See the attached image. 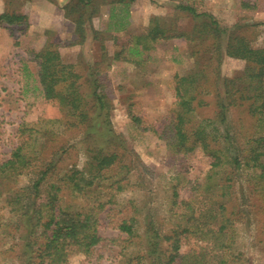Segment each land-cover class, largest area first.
<instances>
[{"label": "trees", "instance_id": "1", "mask_svg": "<svg viewBox=\"0 0 264 264\" xmlns=\"http://www.w3.org/2000/svg\"><path fill=\"white\" fill-rule=\"evenodd\" d=\"M135 1L114 0L127 6ZM174 1L178 2L176 10L188 12L187 16L195 22L191 30L180 29L179 22L177 25L168 17H156L154 28L124 44L105 69L107 72L114 60L143 64L146 52L161 38L189 41L193 65L187 73L175 77L173 117L167 116L162 127L160 122L145 126L143 118L136 114L132 119L139 130L152 131L175 154L186 156L200 150L210 160V169L202 181L190 183L192 191L188 199L178 198L177 191L173 193L170 211L178 221L167 231L159 232L150 223L143 235L137 231V219L130 216L117 223L120 232L126 234L124 242L140 246L135 256L119 257L117 264H251L234 247L237 223L245 215L250 221L254 212L260 213L264 226V45L253 47L251 40L236 28L230 30L211 13L200 12L201 0ZM94 6L95 0H73L69 6L81 12L76 20L78 41L66 45L61 40L49 41L39 52L31 53L38 66L37 79L44 97L57 103L62 115L55 121L60 124L59 131L33 130L36 136L31 134L28 141L12 152L10 159L0 163V179L31 176L28 185L12 191L8 202L10 212L17 214L16 221L9 223L13 233L8 235L13 243L7 250L17 253L15 264H70L74 254L92 256L96 247L107 240L99 231V210H68L59 206L62 196L82 193L100 179L116 177L122 169H127L124 178L111 182V186L116 193L128 189V172L133 162L129 151L95 150L86 168L72 166L64 175L57 158L73 149L69 142L61 144L66 134L75 130L86 136L98 127L104 128L114 108L102 81L106 79L105 72L99 69V64L94 71L90 69L91 85L81 81L84 76L77 65L65 63L60 54L63 46L85 42L86 17L82 11ZM124 13L128 19L129 12ZM0 21L9 27L25 23L27 18L4 12ZM101 50L100 61L104 62L103 45ZM225 57L244 61V69L232 77H224L221 71ZM87 86L92 87L91 91H86ZM207 107L214 109L211 115L202 112ZM19 131L23 132V127ZM38 133L45 136L44 140L40 141L42 136ZM140 166L144 173L149 172L143 163ZM239 171L250 172L246 175L248 196L243 205L246 209L241 208L235 187ZM140 176L143 178L138 179H144L143 174ZM111 213L113 208L106 217ZM192 240L195 242L183 254L182 246ZM120 246L124 251L125 246Z\"/></svg>", "mask_w": 264, "mask_h": 264}, {"label": "rangeland", "instance_id": "2", "mask_svg": "<svg viewBox=\"0 0 264 264\" xmlns=\"http://www.w3.org/2000/svg\"><path fill=\"white\" fill-rule=\"evenodd\" d=\"M72 2L0 0V16L10 12L27 18L25 23L9 27L0 21V163L10 159L12 152L31 134L35 137L33 130H44V133L60 130V124L55 121L61 117V109L54 101L45 99L37 79L38 66L31 53L39 52L49 41L61 40L65 44L78 41L76 20L81 12L78 8L69 7ZM113 2L95 0L93 8L84 9L86 40L63 51L64 57L73 60L70 63L76 64L78 72L83 74L81 81L84 83L91 84L90 69L94 71L98 64L99 69L105 72L106 79L102 81L114 104L109 112V124L86 136L72 130L63 137L61 144L69 142L73 149L68 150L64 157L61 154L57 158L61 175H64L72 166L86 168L95 150L122 148L132 154V169L128 172L127 190L116 193L111 186V182L124 178L127 169H122L116 177L100 179L82 193L62 196L59 206L68 210L98 208L99 231L107 239L90 257L72 255L70 264H117L119 257L135 256L140 251L139 244L124 242L126 234L120 232L117 223L130 216L137 219V231L143 235L150 223H154L159 232L167 231L178 221L170 211L173 193L177 191L178 198L188 199L192 191L190 183L202 181L210 169V160L200 150L186 156L175 154L152 131L139 130L132 119L136 114L143 118L145 126L160 122L162 127L167 116L173 117L174 81L176 76L184 75L192 68L193 60L189 53L187 57L181 56L178 49H174L175 46L178 48L177 44L161 38L154 42V48L148 51L143 64L114 60L107 72L105 69L124 44L154 28L156 17H168L177 25L179 22L180 29L188 31L195 22L187 16L188 12L176 10L178 2L174 0H136L130 6ZM198 9L211 13L222 26L230 30L236 28L251 40L253 47L264 45V0H201ZM126 10L130 17L134 11L131 19L125 17ZM183 41L178 44L185 51L190 50V42L186 40L187 44H182ZM101 45L104 46V62L100 61L103 54ZM244 66V61L225 57L221 73L224 77H232ZM85 88L89 92L92 87ZM213 111L212 107L202 109L203 113L210 115ZM22 127L24 131L20 132ZM38 134L42 136V133ZM44 138L43 135L40 141ZM31 144L35 143L32 141ZM140 163L149 170L147 174ZM238 173L240 177L235 183L238 201L241 208L246 209L243 206L248 196L246 175L250 172ZM141 174L144 179H138L143 178ZM30 178L0 179V264L17 262V253L7 252L13 243L8 235L13 233L9 223L17 219V214L10 212L8 202L12 191L18 186L28 185ZM110 208H113V213L108 218L106 214ZM253 214L250 221L245 215L237 223L234 250L244 253L251 264H264L262 216L256 212ZM113 238L117 240L115 243L109 240ZM194 242L184 244L181 252L187 253ZM120 245L125 246L124 251ZM21 249L22 246L17 247L19 252Z\"/></svg>", "mask_w": 264, "mask_h": 264}, {"label": "crops", "instance_id": "3", "mask_svg": "<svg viewBox=\"0 0 264 264\" xmlns=\"http://www.w3.org/2000/svg\"><path fill=\"white\" fill-rule=\"evenodd\" d=\"M133 16H134V11L131 12V17H133ZM131 17H130V19H131ZM0 26H1V25H0ZM181 40H184L182 44H187V42H186V40H185L184 38H183V39H180V38H179V39H174V40H172L173 43L178 45V48H177V46H175L174 49H178V52H179L178 54H180L181 56H183V57L186 56V57H187V54L189 53V50L187 49L188 51H185V49L182 48V45L178 44ZM64 45H66V44H64ZM71 47H73V46H63L62 49L60 48L61 58H62V60H63L65 63L74 62V61L71 60V59H67V58H65V57H64V54H63V51H65V50L68 51V50H70ZM147 53H148V52H146L145 55H147ZM181 56H180V57H181ZM180 60H181V58H179V61H180Z\"/></svg>", "mask_w": 264, "mask_h": 264}]
</instances>
